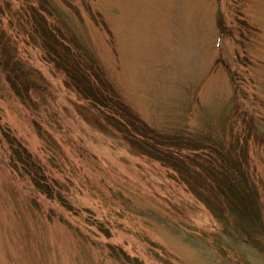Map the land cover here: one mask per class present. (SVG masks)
Returning a JSON list of instances; mask_svg holds the SVG:
<instances>
[{
  "label": "rangeland",
  "instance_id": "374dc122",
  "mask_svg": "<svg viewBox=\"0 0 264 264\" xmlns=\"http://www.w3.org/2000/svg\"><path fill=\"white\" fill-rule=\"evenodd\" d=\"M48 1L51 31L172 138L133 143L0 0V264H264V0Z\"/></svg>",
  "mask_w": 264,
  "mask_h": 264
},
{
  "label": "trees",
  "instance_id": "16d2710c",
  "mask_svg": "<svg viewBox=\"0 0 264 264\" xmlns=\"http://www.w3.org/2000/svg\"><path fill=\"white\" fill-rule=\"evenodd\" d=\"M24 1L28 5V9L25 8V12L30 17L29 18L25 16V18H29L28 22L35 23V25L39 26L33 27L34 29H32V34H34L35 31L37 32V37L42 41V46H44L46 51H48V54L52 56L54 62L58 65V68L67 75L68 79L70 80L68 81L67 85L69 87L78 89L81 96L85 100L89 101L92 107L98 110V113H100L101 116H106L107 119H105L107 121H113L115 124H117V126H120V130H130V132L134 134V137L138 138H134L133 143L138 146H142V150L147 152V150L150 149L154 152V154H157V149H165L166 146L162 144V141L165 139L168 140V138L172 137L166 138L164 135L153 130L145 122L139 119L137 115L118 98L115 91L113 90L112 85L105 78L103 71L97 65L95 60H93L91 57H85V54L83 55L82 52L79 51L80 46H78V41L75 37L67 38L66 41L62 40V35H58V38L56 34L57 32H54L55 29H58L57 25L54 31H51L50 26L53 27V25L50 24L51 21L48 22L47 20L48 18H52L54 7H52L50 2L48 0ZM34 1L39 2L41 9H39L38 12L34 11ZM29 9L32 10L30 11ZM42 9L47 12L46 15L43 13L40 14ZM19 71L20 70L17 69L12 70V73L15 75V79L17 75L18 77H23L21 72L19 76ZM12 81L13 87H15L16 92L20 96L15 80L12 79ZM25 84V88H23L24 90L22 92L23 97L27 96L28 94V86L30 82L26 81ZM82 86L87 87L88 90H83ZM17 156L18 157L15 160L16 163L27 165L26 168L28 169L31 168L32 164L28 163L26 159H20L18 154ZM14 166V168L17 167V165Z\"/></svg>",
  "mask_w": 264,
  "mask_h": 264
}]
</instances>
